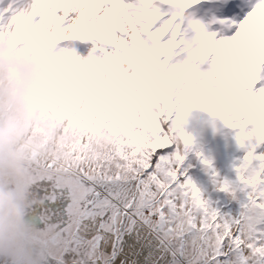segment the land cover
I'll return each instance as SVG.
<instances>
[{"label": "snow or ice", "instance_id": "obj_1", "mask_svg": "<svg viewBox=\"0 0 264 264\" xmlns=\"http://www.w3.org/2000/svg\"><path fill=\"white\" fill-rule=\"evenodd\" d=\"M0 49L12 54L0 63V87L68 50L141 53L97 77L78 100L83 128L112 142L103 158L78 162L76 174L92 190L81 209L94 215L69 229L65 214L44 264H123L118 243L126 235L135 244L144 233L184 264H264V0H0ZM54 87L51 77L43 81L46 92ZM193 108L239 152L233 179L197 153L234 212L203 200L189 176L184 117ZM39 183L54 213L71 202L55 177ZM103 222L110 227L100 229Z\"/></svg>", "mask_w": 264, "mask_h": 264}, {"label": "rangeland", "instance_id": "obj_2", "mask_svg": "<svg viewBox=\"0 0 264 264\" xmlns=\"http://www.w3.org/2000/svg\"><path fill=\"white\" fill-rule=\"evenodd\" d=\"M4 50L6 49H0V52ZM138 53L137 50L128 49L115 58L120 62L131 63L128 59L134 57L133 62L140 55ZM74 58H78V62H75ZM111 64L110 58L92 52L78 53L75 50H68L59 53L45 66L52 70L51 78L55 81V87L50 90L47 102L27 118L22 117L12 103L14 85L0 87V132L4 133L3 139L0 140L3 145L0 147V221L16 225L17 232L37 249L27 253L26 248H23L19 239L15 237L12 226L7 225L0 238V264H44L46 256L50 253L42 242L53 245L52 250L60 243L64 215L67 214V223L69 229H72L73 226L80 224L82 217L91 214L81 209L80 202L92 190L81 183L80 177L76 174V167L78 162L86 163L89 159V138L97 129L85 130L77 119L78 100L87 96L90 86L97 77L112 71L109 66ZM209 121L207 113L193 108L184 117V131L188 135L191 133V137L196 133L199 141L203 142L215 136L218 141L212 146L213 150L209 148L207 156L211 157L215 151L214 147L218 144L221 151L229 148L230 159L233 161L234 153L238 152L234 141L214 131ZM69 124H74L77 130L68 127ZM109 141L112 142L111 139ZM98 143L93 148L94 160L97 157L103 158L104 150L109 144ZM197 161L188 154L185 164H191L188 169L189 176L199 187L203 200L215 201L216 198L224 209L225 201L222 202L221 193L217 196H214L215 191L213 195L208 194L200 182L202 173L196 170V174L193 175L192 169ZM51 177H55L57 187L68 189L67 199H70L74 189L83 190L57 214L45 203L50 197L39 191L41 187L39 181ZM108 204V201H101L97 206L107 207ZM37 207L41 209L40 212L35 211ZM110 219L115 223V209ZM187 223H192L191 217ZM109 227L107 222L99 224L100 229ZM134 239L135 244H131L125 235L122 242L117 245V260H123V264H184L183 257L177 256L174 259L167 242H162L155 235L144 233ZM22 255L26 260L22 259Z\"/></svg>", "mask_w": 264, "mask_h": 264}, {"label": "trees", "instance_id": "obj_3", "mask_svg": "<svg viewBox=\"0 0 264 264\" xmlns=\"http://www.w3.org/2000/svg\"><path fill=\"white\" fill-rule=\"evenodd\" d=\"M138 54H141V53H138ZM133 58L131 56V58H129L128 61L129 62L130 61L132 62V59ZM110 61L112 62V64L109 65L111 70H114L118 65L129 64L128 62H123V61L120 62V60L117 59V58H115V57L110 58ZM197 126L200 127V125H197ZM68 127L74 128V130H77V127L74 124H69ZM99 132H100V130L97 129V131H94L93 134H92V136L89 138L88 146L90 148V156L89 155L88 156L92 160H94V156L92 155V153L94 152L93 151V148L95 147V144L97 142H99L98 144H103V143H107L108 144L110 142L109 140L111 139L107 134H105L103 132H101V133H99ZM189 135H191V133ZM95 138H97L96 141H95ZM101 139H102V141H101ZM104 139H106V140H104ZM193 140H195V141H193ZM197 141H199V138L197 137V134L196 133L192 134V142H191L190 147H189L190 153L188 152V154H189V157L190 158H193V159L196 158L198 160L197 162H195L194 169H192L193 172H194L193 175L196 174V170H197L198 173H202V176L203 177L200 178V182L204 186L205 192H207L208 194H212L213 195L214 183H213L212 176L209 174V171L210 170L209 171H206L205 170V165H203L202 162H199V159L200 158L198 157L197 153H203L204 156L206 155V157L211 160L212 168H214L215 171L220 176H225V177H228L229 179H233L234 176H235V174L231 170V165H232V160L230 159L231 152L229 151V148H228V150L221 151L218 148V146H217L218 144H217L214 147L215 151L212 152L211 157H208L207 155L209 153V148H211V150H213L212 146L214 144H216V142L218 140L215 139V136H212V137H210V139L208 141H204V142L203 141L197 142ZM2 146L3 145L0 143V147H2ZM234 154H235V157H236V156L239 155V152H235ZM221 163H222V166H220ZM199 176H201V174ZM203 179H204V181H203ZM82 191L83 190L80 189V188L74 189V191L71 193L70 201H72V198L73 197H75V196L78 197L79 194L82 193ZM217 195H219L218 192H216L214 194V196H217ZM220 196H221L222 202L225 201L224 210L227 209L228 211H233V212L236 211V208L234 207V202L233 203H229L228 202V199H227L228 194L227 193H221ZM215 201H216V198H215ZM91 215H92V213L89 216H91ZM60 241H61V239H60ZM28 242L30 243V241H28ZM42 244H44L46 246V249L49 250V253H51L50 252V249H51V247L53 245H47L46 243H43V242H42ZM56 247H57V245L55 247H53V250ZM53 250L51 249L52 252H53ZM22 259L23 260H26L25 259V256H23Z\"/></svg>", "mask_w": 264, "mask_h": 264}, {"label": "clouds", "instance_id": "obj_4", "mask_svg": "<svg viewBox=\"0 0 264 264\" xmlns=\"http://www.w3.org/2000/svg\"><path fill=\"white\" fill-rule=\"evenodd\" d=\"M11 55L7 50L0 52V63H10ZM51 74L50 68L37 69L33 65H29L27 69L21 71L19 80L14 85L12 103L22 117H29L47 102L50 91L44 90L43 81L51 77ZM3 136L4 133L0 132V140L3 139ZM3 232L4 225L0 223V238H2Z\"/></svg>", "mask_w": 264, "mask_h": 264}, {"label": "water", "instance_id": "obj_5", "mask_svg": "<svg viewBox=\"0 0 264 264\" xmlns=\"http://www.w3.org/2000/svg\"><path fill=\"white\" fill-rule=\"evenodd\" d=\"M0 223H3L4 227L7 226V225H9V226L11 225L12 226L13 233H14L15 237H17V239H19V242H20L21 246L23 248H26L27 253H29L28 250H27V247H30V248L35 249L34 246L30 245L26 241V239H24V237L22 235H20L19 232H17L16 227H15V225L13 223H11V222H4V221H0Z\"/></svg>", "mask_w": 264, "mask_h": 264}, {"label": "bare ground", "instance_id": "obj_6", "mask_svg": "<svg viewBox=\"0 0 264 264\" xmlns=\"http://www.w3.org/2000/svg\"><path fill=\"white\" fill-rule=\"evenodd\" d=\"M83 59V58H82ZM81 62V61H80ZM83 62H84V60H83ZM27 250L29 251V252H33V251H36L37 249L35 248V249H33V248H30V247H27Z\"/></svg>", "mask_w": 264, "mask_h": 264}]
</instances>
